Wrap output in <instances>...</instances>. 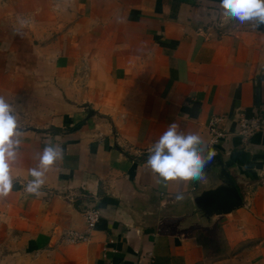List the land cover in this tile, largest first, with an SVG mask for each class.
Returning a JSON list of instances; mask_svg holds the SVG:
<instances>
[{
  "label": "crops",
  "instance_id": "1",
  "mask_svg": "<svg viewBox=\"0 0 264 264\" xmlns=\"http://www.w3.org/2000/svg\"><path fill=\"white\" fill-rule=\"evenodd\" d=\"M219 0H0V95L22 129L0 199V264H264V25L226 21ZM226 136L209 146L208 121ZM223 158L243 206L182 228L148 149L171 123ZM63 148L39 196L24 186L45 142ZM141 156H146L142 160ZM100 209L85 242L81 211Z\"/></svg>",
  "mask_w": 264,
  "mask_h": 264
},
{
  "label": "clouds",
  "instance_id": "2",
  "mask_svg": "<svg viewBox=\"0 0 264 264\" xmlns=\"http://www.w3.org/2000/svg\"><path fill=\"white\" fill-rule=\"evenodd\" d=\"M219 7L226 21L249 23L257 28L264 25V0H219ZM21 133L16 110L0 95V199L7 197L13 190L11 166L18 158ZM203 143L198 133H186L175 122L169 124L166 131L148 149L146 165L155 174V182H206L205 168L213 159L214 153H205ZM63 154L61 146L51 141L45 142L42 153L38 154V165L28 170L31 179L24 186L27 193L37 196L41 194L46 172L58 160L63 159ZM182 198V194L176 195L177 200Z\"/></svg>",
  "mask_w": 264,
  "mask_h": 264
},
{
  "label": "water",
  "instance_id": "3",
  "mask_svg": "<svg viewBox=\"0 0 264 264\" xmlns=\"http://www.w3.org/2000/svg\"><path fill=\"white\" fill-rule=\"evenodd\" d=\"M205 168L206 182H198L195 190L183 194L175 203L177 213L186 214L179 224L182 228L194 224L209 226L215 218L243 206L237 185L216 150Z\"/></svg>",
  "mask_w": 264,
  "mask_h": 264
},
{
  "label": "built area",
  "instance_id": "4",
  "mask_svg": "<svg viewBox=\"0 0 264 264\" xmlns=\"http://www.w3.org/2000/svg\"><path fill=\"white\" fill-rule=\"evenodd\" d=\"M218 118H211L208 121L207 129L209 133V146L215 144L219 139L226 136L224 129H217L216 121ZM237 134L243 139L248 140L253 135L259 133L264 129V117L259 113H252L251 115H241L236 120ZM86 225L85 231L78 232L68 230L63 237L67 242H85L89 239V232L93 230L99 223L100 209L97 205H88L81 211Z\"/></svg>",
  "mask_w": 264,
  "mask_h": 264
},
{
  "label": "trees",
  "instance_id": "5",
  "mask_svg": "<svg viewBox=\"0 0 264 264\" xmlns=\"http://www.w3.org/2000/svg\"><path fill=\"white\" fill-rule=\"evenodd\" d=\"M141 159H142V160L146 159V156H141Z\"/></svg>",
  "mask_w": 264,
  "mask_h": 264
}]
</instances>
